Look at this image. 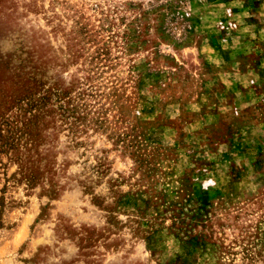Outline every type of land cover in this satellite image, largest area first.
I'll use <instances>...</instances> for the list:
<instances>
[{"label": "rangeland", "instance_id": "1", "mask_svg": "<svg viewBox=\"0 0 264 264\" xmlns=\"http://www.w3.org/2000/svg\"><path fill=\"white\" fill-rule=\"evenodd\" d=\"M0 264H264V0H0Z\"/></svg>", "mask_w": 264, "mask_h": 264}, {"label": "built area", "instance_id": "2", "mask_svg": "<svg viewBox=\"0 0 264 264\" xmlns=\"http://www.w3.org/2000/svg\"><path fill=\"white\" fill-rule=\"evenodd\" d=\"M231 17H232V12L230 10H228L227 19L219 22V27L222 30L232 31V30H235L237 28V23Z\"/></svg>", "mask_w": 264, "mask_h": 264}]
</instances>
